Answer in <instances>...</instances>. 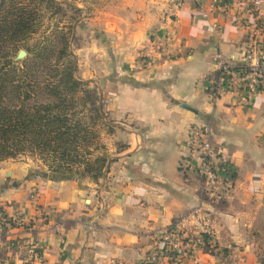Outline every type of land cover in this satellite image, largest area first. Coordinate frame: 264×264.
Returning a JSON list of instances; mask_svg holds the SVG:
<instances>
[{"label": "crops", "instance_id": "1", "mask_svg": "<svg viewBox=\"0 0 264 264\" xmlns=\"http://www.w3.org/2000/svg\"><path fill=\"white\" fill-rule=\"evenodd\" d=\"M181 3L112 1L118 14L112 34L124 40L114 49L111 68L105 70L104 62L98 68L102 112L115 130L105 174L99 184L26 177L11 192L1 191L3 212L38 219L29 230L1 232L0 264H136L154 238L180 219L188 235L207 231L217 240L216 253H200L199 264H256L242 256L254 215L264 214V90L248 96L238 89L213 99L208 89L220 64L243 63L247 25L253 16L264 25V0ZM155 32L169 35V43H151ZM144 57L151 63L141 66ZM194 124L210 126L232 170L231 189L219 202L202 192L190 165L183 168ZM10 239L37 244V256L9 248Z\"/></svg>", "mask_w": 264, "mask_h": 264}, {"label": "trees", "instance_id": "2", "mask_svg": "<svg viewBox=\"0 0 264 264\" xmlns=\"http://www.w3.org/2000/svg\"><path fill=\"white\" fill-rule=\"evenodd\" d=\"M42 5L61 10L55 0H37L34 6L26 0H0V163L29 156L52 175L101 179L107 160L90 156L98 122L105 116L94 92L86 91L84 97L89 108L76 97L86 83L71 74L73 62L67 65L63 33H57L53 43L45 41L31 58L15 60L20 43L33 32L37 6ZM256 23L264 42V25L260 19ZM55 41L64 48L57 49ZM53 54L61 68L55 72ZM260 141L264 144V134ZM256 264H264V250Z\"/></svg>", "mask_w": 264, "mask_h": 264}, {"label": "rangeland", "instance_id": "3", "mask_svg": "<svg viewBox=\"0 0 264 264\" xmlns=\"http://www.w3.org/2000/svg\"><path fill=\"white\" fill-rule=\"evenodd\" d=\"M26 1H29L31 6H34L37 2V0ZM55 1L61 7V10L58 11L54 6L48 8L45 5L37 6L39 17L35 16L32 22L34 23L33 32L24 38L18 47V49L26 53L21 60L31 58L33 53L38 52L45 45V41L53 43L54 39L58 37L56 36L57 33H63L67 41L65 52L69 53L67 65L70 66L73 62L71 74L76 80L86 83L76 92V97L81 104L87 106V103H84L86 91L94 92L99 99L98 104L101 106L102 90L99 82L102 81V77L99 75L100 70L98 68L102 66V62L105 64V70L106 68H111V56L114 54V49L120 40H124L120 37L121 34H112V20H115L116 18L114 19V17L118 16L115 11L111 10L113 6L112 1L114 0ZM55 43L57 49L61 46L64 48V44L58 45V41H55ZM52 57L55 72L56 69L61 68L58 65L59 60L56 54H53ZM106 58H109V60L105 61ZM106 76L104 75V78ZM87 107L89 108V106ZM83 116L87 122L88 119L85 115ZM97 131L98 137L91 148L92 155L90 158L103 157L108 163L110 157L109 149L112 143L110 138L115 130L109 125L107 120L102 119L98 122ZM185 167L186 163H183V168L185 169ZM50 172L47 167L43 166L40 161L33 157L24 156L15 160H7L0 163V186H3L0 188V192H11L16 183L23 181L26 177H47L52 175ZM104 174L105 171L103 176ZM68 178L89 179L99 184V180L103 177L96 180L90 176L80 177L74 174ZM254 216L253 226L249 229L252 237L250 238V243L246 246V255H243L242 258L252 256L256 262L258 255L264 250V214ZM248 217L245 216V220L248 221ZM216 241L215 239V244L217 245ZM206 252L209 254L216 253V251L209 248L206 249ZM249 264H252V262Z\"/></svg>", "mask_w": 264, "mask_h": 264}, {"label": "built area", "instance_id": "4", "mask_svg": "<svg viewBox=\"0 0 264 264\" xmlns=\"http://www.w3.org/2000/svg\"><path fill=\"white\" fill-rule=\"evenodd\" d=\"M171 2L176 7H180L182 4L181 0H171ZM252 19L247 25V47L243 63L236 68L228 64L219 65V75L210 83L208 89L213 99L225 92L238 89L245 90L248 96L264 90V50L261 47L263 35L254 16ZM244 24L243 20L239 19V25L243 26ZM148 37L151 43L156 46H165L169 43L167 34L161 35L155 32L150 33ZM150 63V57H144L139 61L141 66ZM187 149L190 160L186 166L190 165L196 172L202 185V192L212 201H221L231 189L232 170L222 161L221 152L214 145L213 133L209 125L194 124L188 129ZM35 211L40 219H45L47 214L42 207L36 206ZM37 219L36 217L27 219L19 215L9 217L0 210V236L3 230L17 226L29 230L35 225ZM7 246L23 251L29 257L37 256L38 245L35 243L10 239ZM207 248L218 250L213 235L207 231L197 236L188 235L184 230L183 221L180 219L154 238L149 253L136 264H183L184 260H188L192 264H199L198 256Z\"/></svg>", "mask_w": 264, "mask_h": 264}, {"label": "water", "instance_id": "5", "mask_svg": "<svg viewBox=\"0 0 264 264\" xmlns=\"http://www.w3.org/2000/svg\"><path fill=\"white\" fill-rule=\"evenodd\" d=\"M25 54H26L25 51L20 50V51L18 52V54L16 55L15 60H16V61L21 60V59L25 56Z\"/></svg>", "mask_w": 264, "mask_h": 264}]
</instances>
